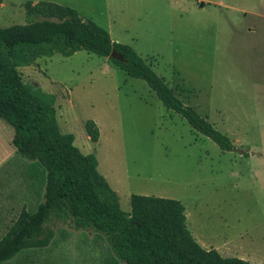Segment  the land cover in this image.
Here are the masks:
<instances>
[{
	"label": "rangeland",
	"instance_id": "rangeland-1",
	"mask_svg": "<svg viewBox=\"0 0 264 264\" xmlns=\"http://www.w3.org/2000/svg\"><path fill=\"white\" fill-rule=\"evenodd\" d=\"M63 1L132 46L233 148L222 151L144 80L86 50L64 57L58 45L15 48L8 58L21 81L54 95L60 130L96 157L122 210L131 212V194L178 199L190 229L197 224L211 248L221 244L223 256L264 264V18L254 14L261 0ZM12 4L0 8V27L42 18ZM88 119L98 127L96 142ZM0 123L1 238L22 209L33 212L43 201L44 174L17 153L12 127ZM46 228L47 246L1 264H123L103 234L54 215Z\"/></svg>",
	"mask_w": 264,
	"mask_h": 264
},
{
	"label": "trees",
	"instance_id": "trees-1",
	"mask_svg": "<svg viewBox=\"0 0 264 264\" xmlns=\"http://www.w3.org/2000/svg\"><path fill=\"white\" fill-rule=\"evenodd\" d=\"M24 10L27 16L42 18L0 27V120L12 127L11 143L17 153L41 167L44 193L37 208L33 212L22 209L0 238V264L23 249L47 246L52 233L46 223L51 215L75 229L103 234L123 264H252L203 248L189 231L185 206L178 199L131 194V212L122 210L116 191L97 170L96 157L83 153L74 135L60 130L54 95L23 83L8 53L24 46L39 51L58 45L64 57L77 50L107 57L127 75L144 80L166 108L222 151L232 149L230 137L184 103L132 46L113 41L106 29L74 8L39 1L26 2ZM112 51L122 59L113 58ZM44 54L51 55L53 50ZM85 130L91 141L98 140L99 130L92 119L86 121Z\"/></svg>",
	"mask_w": 264,
	"mask_h": 264
},
{
	"label": "crops",
	"instance_id": "crops-1",
	"mask_svg": "<svg viewBox=\"0 0 264 264\" xmlns=\"http://www.w3.org/2000/svg\"><path fill=\"white\" fill-rule=\"evenodd\" d=\"M39 1H49V2H53L59 5H63V6H69L71 8L74 7V4H69V3H65L63 0H1L0 3V8L6 6L7 3H13L11 6L9 7H24V4L26 2H31L32 4H36ZM259 10L255 11V15H257V17H263L264 18V1L261 0L259 6L257 7ZM75 9V8H74ZM76 10V9H75ZM2 123H0V129L3 128ZM186 224H187V217H186ZM192 230L190 229V226L187 227L190 230L192 236L195 238V240L205 249H210L212 246V244H210L208 241L204 238V236H202V234L204 235V232H202V230L197 226V224H195L194 222L190 223ZM222 243V242H221ZM222 247V245H217L216 246V250L220 253V248Z\"/></svg>",
	"mask_w": 264,
	"mask_h": 264
},
{
	"label": "water",
	"instance_id": "water-1",
	"mask_svg": "<svg viewBox=\"0 0 264 264\" xmlns=\"http://www.w3.org/2000/svg\"><path fill=\"white\" fill-rule=\"evenodd\" d=\"M111 56L113 57V58H117V59H119V60H121L122 59V56L121 55H118V54H116L114 51H112V53H111ZM233 148V147H232Z\"/></svg>",
	"mask_w": 264,
	"mask_h": 264
}]
</instances>
